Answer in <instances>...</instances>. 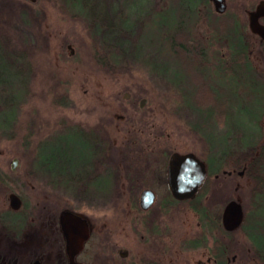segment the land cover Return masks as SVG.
<instances>
[{"label": "rangeland", "instance_id": "1", "mask_svg": "<svg viewBox=\"0 0 264 264\" xmlns=\"http://www.w3.org/2000/svg\"><path fill=\"white\" fill-rule=\"evenodd\" d=\"M16 1L32 14L29 17L31 23L24 25L18 15L10 13L8 7L13 6L14 0H0V45L7 50L24 51L27 60L24 70L29 71L24 83L21 76L9 79L12 87H20L22 93L15 120L10 122L8 129L0 128V213L7 208L6 195L12 192L20 196L22 204L24 199L27 200V210L32 214L37 213L31 211L37 202L46 203L52 216L65 207L93 220L108 211L113 213L115 205L112 200L136 197L133 184L129 188L123 182L128 176L132 182L134 180V174L125 172L129 164L132 168L134 165L126 158L134 157L139 141L151 140L155 136L159 140L158 147L163 150L182 154L192 152L203 161L209 156L216 158L218 146L224 145L221 133L225 131L223 125L216 123V107L211 112L213 118L210 122L214 124L207 123L208 117L199 118L201 115L189 103L191 83L159 45L165 30L162 26L172 23L177 13L173 6L185 5L187 0H87L97 14L95 20L101 23L109 21L112 6L118 10L120 4L130 14L131 33L138 36L134 42L123 33L103 32L100 26L88 25L89 16L73 9L64 0ZM169 5L171 8L167 10ZM111 19L118 20L116 15H110ZM25 37L31 45L28 40L26 43ZM117 39L124 52L119 58L118 51L106 45ZM125 41L129 42L128 49L123 44ZM215 48L219 47L207 45L205 50L213 55ZM99 57L109 61V69L96 63L95 59ZM228 94L230 96L231 92ZM231 97L236 105L245 106L240 93L231 94ZM143 99L142 108H139L138 102ZM239 122L235 125L237 130L241 127ZM72 127L84 128L88 132L104 128L107 138L116 144L113 152L118 170L116 176L113 175V165L107 164L106 160L100 161L94 170L100 179L108 175L107 187L104 188L106 181L99 179L96 190L73 196L50 186L46 177L33 167L34 152L41 145L40 152L50 156L49 159L44 155L53 168H73V159L77 152L79 154V138L73 131L58 135ZM256 141L248 153L250 156L254 154L253 162H257L264 172V141ZM230 142H225L229 149L232 148ZM236 145L240 147L241 143L236 142ZM211 146L217 149L216 152L211 151ZM241 154L245 153L239 152V157ZM234 157L226 158L225 166L228 167ZM13 158L17 162L10 169ZM213 180L212 186H217ZM239 184L236 195L244 214L251 215L255 211L264 226V194L252 198V184L244 177ZM233 186L222 194L221 205L233 198ZM210 196L216 197L214 189ZM221 205H214L218 214ZM261 233L264 239V230ZM19 255L21 264H31V259ZM51 255V252L42 255L48 259L40 258L39 264H54L50 262L54 258Z\"/></svg>", "mask_w": 264, "mask_h": 264}, {"label": "flooded vegetation", "instance_id": "2", "mask_svg": "<svg viewBox=\"0 0 264 264\" xmlns=\"http://www.w3.org/2000/svg\"><path fill=\"white\" fill-rule=\"evenodd\" d=\"M223 1L224 9L217 13L212 2L195 0V13L188 6L184 16L190 40L201 44L207 61L201 77L204 92L209 88L217 93L216 123H227L221 135L231 141L232 148L219 145L212 166L187 152L203 163L204 174L189 197L178 199L168 188L167 165L169 155L182 152L161 149L156 136L139 141L134 157L126 158L134 165L129 164L125 172L134 174V180L126 174L128 179L123 181L129 188L133 184L136 197L115 198L114 212L101 215L102 219L93 220L66 207L52 216L46 203L37 202L31 208L37 213H26L22 229L16 232L7 202L0 213V264H21L19 253L31 259V264H39L40 258L48 259L43 257L47 252L54 257L51 263L68 264L58 214L65 210L81 219L75 225V242L78 232L87 230V238L74 251V264H264L263 234L250 228L258 215H245L236 195L243 177L252 184V198H258L264 189V172L253 162L254 154L248 153L254 140L264 141V0ZM214 44L219 48L213 55L207 53L206 46ZM228 92L249 99L241 100L244 107L238 106ZM239 121L246 127L237 130ZM239 152L245 154L239 157ZM234 155L235 160L225 166L226 158ZM211 179L217 186H212ZM231 186L233 198L221 205L222 194ZM213 189L216 197L210 196ZM145 191H149L147 196H143ZM231 200L240 205L242 217L239 225L233 222L228 229L223 226L222 211ZM214 205L222 206L219 214Z\"/></svg>", "mask_w": 264, "mask_h": 264}, {"label": "trees", "instance_id": "3", "mask_svg": "<svg viewBox=\"0 0 264 264\" xmlns=\"http://www.w3.org/2000/svg\"><path fill=\"white\" fill-rule=\"evenodd\" d=\"M64 1V3L69 4L71 7H73V9L75 8L83 15L89 16L90 23H88V25L92 23L97 27L100 26L101 31L103 32H107L109 30L113 31V33L117 35L123 33L128 40L130 38L133 39V42L137 40L138 36H135L133 35V33H131V23L129 17L130 14L125 12L123 8L120 9L118 7L117 10L112 6L110 12L108 13L109 21H107L106 23H101L100 20H95V16L97 14L92 11L87 0ZM194 1L187 0L188 3L182 6L178 4L177 8L173 6V9H176L177 13H175L174 18L172 19V23L168 22L167 25L162 26L165 30H163V34H161L162 36L159 40V43L161 44L159 45L164 50L163 52L168 55L169 59L173 58L175 60L174 62L177 64V67L182 71V73H184L186 79L189 80V83H191V92H189L190 95L188 94V97H190L191 99L189 103H191L192 108L195 110L197 109L198 114L201 115V117H199L201 120L205 116L206 118L208 117L207 123H212L210 122L212 121L211 118H213V114L211 112H213L212 108H214L217 103V93L210 91L209 88H207V91L204 92L201 77L203 76L204 70L206 69L207 61H205L206 58L203 56V52L201 51V44L198 41L190 40V32L188 31L190 29L187 26V20L184 16L185 10L188 9V6H191L189 10H192L191 12L193 14L195 13L193 8L197 3ZM20 6L21 5L19 4V2L14 0L13 6L10 4L8 8L10 13H12L13 15H18L20 22L26 25L31 21L29 17H31L32 14L30 15V12L26 7L23 9L21 7L24 6ZM170 8L171 5L167 7V10ZM110 15H116L118 20H110ZM25 39L27 43L28 39L26 37ZM28 41V45H31V41ZM150 42L147 43L151 44ZM123 44H125L126 49L129 48L128 41H125ZM106 45L108 48L111 47L112 50L115 49L118 51V54L120 56H118L117 58L121 57V54L124 53L121 48L120 40L118 39L115 42H109V44ZM14 49L13 51L7 50L6 47H2L0 45V128L4 129H8L11 124L10 122L15 120V111H17L18 100L21 98L22 93L20 87H18L17 89L12 87V83L9 81V79L10 77L12 79H17V77L21 76L24 83V80L27 78V73L29 71L24 70L25 67H27L24 66L26 65L27 61L25 60V52H21V50L17 52ZM8 58H11L10 61L7 60ZM95 61L97 64H99V66L103 67L104 65L109 69V66H107V63L109 61L106 60L105 57L96 58ZM230 100H226V102L228 103L230 102ZM223 123L225 129H227V123ZM239 124L241 125L240 128L246 127V125L243 126V122L241 121L239 122ZM73 128L74 127H72V129L68 131L65 129L63 132L58 134L62 135L66 132L68 133L73 131L74 134L79 138L78 143L80 149L78 150L79 154L78 152L76 153L77 157L73 159V168L64 166L66 168L63 169V167V171L62 169L58 170L53 168V164L45 159L46 156L50 159V156L44 154V157V155L40 152L42 148L41 145H39L37 150L34 152L35 159L32 163L37 173L46 177V180L48 181L50 186L57 187L59 189H62L63 191L65 190L73 196L75 194L85 195L89 190H96V182L99 181L100 177L97 175V173H95L94 170L100 161L106 160L107 164L113 165L114 169H112V171L115 170L113 175L116 176V172H118V170L116 169V163L113 159V152L115 151L116 144H113V142L107 138L108 133L104 128H102L103 130L101 131H99L97 128H94L96 130H92L91 132H88V130L84 128ZM224 141L222 143H224L225 145L226 141ZM241 141L244 142V140ZM246 143L247 142H244V144ZM210 149L211 151L216 152L218 148L214 149L211 146ZM51 153L54 152L51 151ZM73 153L74 151H72V154ZM112 161H114V164L112 163ZM215 161L216 158H214L213 156H209L206 162L208 166H212L214 165ZM107 177L105 176V178L100 179L106 181L104 188L108 185ZM262 192L260 194H264V189L262 190ZM22 206L23 207H21V209L19 210L9 212L10 214H12L13 219L15 220L16 232L22 229L20 225H22V223L24 222L26 213H29L27 210V207L29 205L26 199L23 200ZM254 213L256 212L254 211L251 215H253ZM262 224L263 221L259 222L257 219V222L255 220L253 223V227L250 228L259 230V233L261 235L263 234L261 233V230H264V226Z\"/></svg>", "mask_w": 264, "mask_h": 264}, {"label": "water", "instance_id": "4", "mask_svg": "<svg viewBox=\"0 0 264 264\" xmlns=\"http://www.w3.org/2000/svg\"><path fill=\"white\" fill-rule=\"evenodd\" d=\"M212 2L213 9L217 13H222L224 7L223 0H208ZM69 47H67L68 49ZM71 51V50H70ZM124 98H127V94L122 95ZM144 99L139 102L137 106L142 108L144 103ZM16 159L13 158L11 160L10 169L15 167ZM168 188H170L171 193L173 194L174 198H181V197H189L193 191L196 190L197 185L199 184L202 174H204V165L202 162L197 161L195 157L191 153H187V155H182L179 153H174L169 155L168 161ZM149 191L143 192V196H147ZM7 196L8 207L10 210L15 211L19 210L21 200L19 199L18 195L15 193H10ZM59 224L61 228V234L65 239V252L68 259V264H74L73 257L74 251L76 252L81 247V240H85L87 238V230L86 228L81 229L79 234V240L75 242L73 240V235L75 238L76 233V223L81 222V219L76 215L70 214V211H62L59 212ZM242 211L240 205L235 200H231L228 204L224 205L222 211V219L224 223V227L230 229L232 228L230 225L235 222V225H239L241 222ZM235 219V221H234ZM37 264V263H34Z\"/></svg>", "mask_w": 264, "mask_h": 264}]
</instances>
